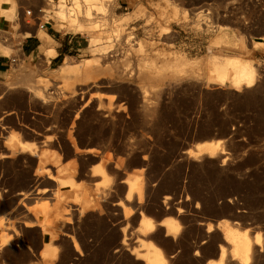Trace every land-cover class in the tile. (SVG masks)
<instances>
[{"label":"rangeland","instance_id":"obj_1","mask_svg":"<svg viewBox=\"0 0 264 264\" xmlns=\"http://www.w3.org/2000/svg\"><path fill=\"white\" fill-rule=\"evenodd\" d=\"M7 1L13 2L14 13L3 15V7L11 5ZM131 1L0 3L3 21L8 17L19 24L23 15L34 24L35 15H27V11L43 8L46 13L39 12L42 24L52 15L54 21L50 22L56 32L77 34L69 30V18L57 16L58 7L64 8L70 18L78 13L82 21L89 17L88 21L98 22L105 41L113 42L111 51L92 55L84 48L96 32L78 33L81 50L56 64H51V59L46 62L44 54L50 50H43L40 72L32 63L36 83L30 86L40 92L31 102L40 104L42 132L31 139L35 156L29 152L12 154L14 151L5 146L10 135L0 142V218L3 216V223L14 228L5 230L15 232L11 244L0 249V264H75L79 256L76 264H145L134 254L140 245L137 227L142 216L156 223L148 238L163 251L167 264L217 263L220 244H225L218 223L226 220L249 229L252 237L262 234V248L252 253L251 264H264V0ZM139 7L146 15L157 12L158 22L121 35L120 24ZM176 7L180 11L177 22L171 17ZM165 16L167 21L162 19ZM157 23L160 27L169 25L168 34H162ZM221 27L230 30L238 45L216 41ZM39 29L43 44L50 39L57 51L58 44L49 30ZM19 35L18 30L10 34L7 27L0 26V46H8L11 38L18 43ZM142 43L150 48L141 51ZM175 45L193 59L194 65L184 75L169 76L152 66L149 53L159 46ZM12 54L11 50L0 52V56ZM213 55L251 63L258 74L255 84L241 89L208 84L206 62ZM67 61L73 67L94 63L95 78L81 76L70 82L61 75ZM23 64L28 67L27 62ZM75 90L81 101L74 107ZM120 118L147 154L146 160L142 154H135L116 168ZM84 125L83 133L93 135L90 141L79 131ZM99 130L100 137H94ZM70 133L79 140L77 151L70 145ZM206 143L219 145L214 155L198 151ZM46 151L55 152L59 162L46 164L43 168L49 171L39 175L38 155ZM102 161L107 162V181L102 175H93ZM65 168L74 174L63 181L60 171ZM137 175L145 181L143 198L134 195L128 201V185ZM77 183L85 186L84 195L94 202V211H87L75 200ZM95 184L106 185L105 195H95ZM127 206L131 214L126 217L123 208ZM99 214L101 217H96ZM67 215L72 222L65 228ZM162 220L178 226L176 238L167 235ZM124 229L128 245L122 244ZM64 230L65 241L74 240L78 249L71 244L59 260L42 259L40 254L51 242H62ZM225 262L240 264L229 254Z\"/></svg>","mask_w":264,"mask_h":264},{"label":"bare ground","instance_id":"obj_2","mask_svg":"<svg viewBox=\"0 0 264 264\" xmlns=\"http://www.w3.org/2000/svg\"><path fill=\"white\" fill-rule=\"evenodd\" d=\"M107 1V0H102ZM8 2V1H7ZM0 3L5 4V0H0ZM11 4L10 6H4L3 7V15H10L14 13V5H12V1L8 2ZM7 3V4H8ZM131 3L135 4L136 0H132ZM58 6V4H57ZM59 10L56 11V14L59 18L65 19L69 18L68 27L70 31H73L75 33H92L96 32V34H93L90 36L89 44L86 48H84L85 53H91L92 55H103L107 52L111 51L113 49V42L105 41L104 34L100 28V25L98 22H91L88 21L90 18L87 17V21H82L80 18V15L72 13L71 18L67 13L65 12L64 8L58 7ZM89 9V8H88ZM90 11H93V14H97L96 9L94 7H90ZM13 12V13H12ZM53 12H50L52 14ZM157 12L151 13L150 15H146V12L144 9H141L140 7L135 11L132 17L125 19L119 27V32L122 34L130 35V33H134L140 28L147 26L150 22H158L157 19ZM173 13V15H172ZM171 13V17L173 21H179V7H176L173 12ZM168 16V15H167ZM167 16L162 17L163 20L167 21ZM49 19H53L52 15H50ZM54 21V19H53ZM16 28H18V24H14ZM157 28H159L160 32L162 34H168L170 26L166 27H160V25L157 23ZM218 43H224L227 45L236 44L234 42V39L232 37V33L229 29L226 27H221L220 34L218 35V38L216 39ZM45 44L49 46L50 52L45 55L46 62H49L50 59L55 57L57 55V51L53 50V43L50 39L45 40ZM149 45L146 43L141 44V51H144L146 49H149ZM9 49L5 46H0V52L7 53ZM206 78L207 83H219L222 85H233L237 89H241L243 87H251L255 84L258 74L257 69H255L251 63L243 62L238 57H222L220 55H213L210 57L206 62ZM96 72V68L94 63H87L85 62L82 67H73V64H70V61H67L65 63L64 68L61 71V75L69 79L71 81L78 80L81 76H86V80H92L95 78L94 73ZM179 76V75H178ZM200 77V76H199ZM198 77V78H199ZM83 100V97H82ZM91 99H89L85 105L89 104ZM73 106L75 107L77 101H81L79 98L78 91L75 90L73 92ZM45 102V101H44ZM101 105V104H100ZM120 122H122L121 127V134L118 136L117 142L120 144V150L118 153V163L116 165V168H121L124 162H126L130 157H132L135 154H142L143 159L146 160V154L147 152L139 147L137 144V141L135 139V136H133V131L129 128L128 124L123 121V118H120ZM86 126L79 127V131L82 134V138L84 140L90 141L92 140V134L88 135L86 133H83ZM101 134V131H96L94 134V137L99 138ZM11 139L8 141V143L5 145L7 149L13 150L14 152H11L12 154H16L17 152H29L30 155L35 156L36 147L33 143L24 140L21 138V134L17 131H13L11 133ZM70 145L77 151V148H79V140L76 136L72 135L70 133L69 135ZM219 145L216 143H206L204 145H201L198 147V151L200 153H208L209 155H214L218 149ZM38 170L39 175H43L46 172L49 171V168H43L46 164H49L53 162V164H57L59 162V157L55 152L52 151H46L41 152L38 155ZM103 165L101 167H98L94 170L93 175H102L105 178V181H107V162L102 161ZM42 164V165H41ZM146 168V167H145ZM60 173L63 175L62 180H68L69 177H73L74 172L68 170V169H62ZM144 185L145 181L144 178L141 175H137L133 179H131L127 193L126 198L128 201H131L134 195H137V197L142 200L143 194H144ZM105 188L106 185H99L95 184L94 186V193L97 196L105 195ZM75 200L81 202L82 196L85 192V186L81 183L75 184ZM1 197V195H0ZM119 205H122V202L118 203ZM124 212L126 217L131 214V209L127 206L124 207ZM102 214L97 215L96 217H101ZM65 219L68 221L65 224V228H67L68 223L72 222L71 220H68V215L65 216ZM161 225L166 227V233L167 235H171L174 238L177 237V234L179 232L178 226L173 221H165L162 220L160 222ZM218 226L221 227L223 232V237L225 240V244H220V259L215 264H226L225 260L228 256V254L231 256L232 260H238L240 264H251V258L252 253L257 249V247L262 248V234L258 232L254 237L251 236L249 229H240L236 227L232 222L226 220L221 221L218 223ZM6 227L7 229L12 228L10 225H5L3 223V216L0 218V249H2L4 246H7L11 244V242L15 239V232H8L4 229ZM156 228V223L153 221L151 217L142 216L139 225L137 227V238L140 241V245L137 246L134 249V254L136 255L137 259H140L144 261L145 264H167L168 259L163 253V251L156 247L153 241L148 238V236L154 232ZM213 229V224L210 223L208 230L211 231ZM123 238H122V244L128 245L127 239L129 236L126 234V230H123ZM62 242L57 243L51 242L50 247L43 252L41 255L42 259L45 260H59L64 254L68 251L71 244H74L76 248L78 249L77 243H75L74 240L67 243L65 241V230L62 232ZM147 248V251L142 253L140 252L141 249L139 248ZM82 256H79L75 260V264L79 262Z\"/></svg>","mask_w":264,"mask_h":264},{"label":"crops","instance_id":"obj_3","mask_svg":"<svg viewBox=\"0 0 264 264\" xmlns=\"http://www.w3.org/2000/svg\"><path fill=\"white\" fill-rule=\"evenodd\" d=\"M39 9L33 10L36 18H40ZM20 12L22 15L24 9L21 8ZM15 23L13 18L7 17L4 21L0 19V26L7 27V32L12 34V30H18L20 34L17 38L18 43H15L11 38L9 45L5 46L13 51V54L0 56V142L11 135L13 131L19 132L24 140L31 142V139L36 138L37 134L40 135L42 132L40 104L31 102L32 97H38L40 92V89L30 86L36 83V75L32 72V63L40 72L42 51L50 50V47L43 44L38 37L39 24L41 23L39 20L34 24H28L22 15L18 28L14 26ZM50 23L46 24V28L49 30V35L58 44L57 55L51 59V64H56L64 61L67 56H71L73 51L81 50L83 45L78 33L56 32L55 24L52 23L51 26H48ZM13 58H17V62H13ZM149 59L156 70L169 76L184 75L194 65L193 59L176 45L172 47L159 46L152 49ZM24 62L28 63V67H24ZM81 203L87 211H94V202L90 197L83 195Z\"/></svg>","mask_w":264,"mask_h":264},{"label":"built area","instance_id":"obj_4","mask_svg":"<svg viewBox=\"0 0 264 264\" xmlns=\"http://www.w3.org/2000/svg\"><path fill=\"white\" fill-rule=\"evenodd\" d=\"M39 12H40V13H46L45 9H43V8H40V9H39ZM27 15H33V10H29V11H27ZM44 15H46V14H44ZM34 19L39 20V21L41 22L40 18H36V17H35ZM51 20H53V19H49V20H48L46 23H44V24L40 23V24H39V27H41V28H46V24L49 23ZM24 21H25L26 23L30 24L29 21H26V20H24ZM13 62H17V58H13Z\"/></svg>","mask_w":264,"mask_h":264}]
</instances>
